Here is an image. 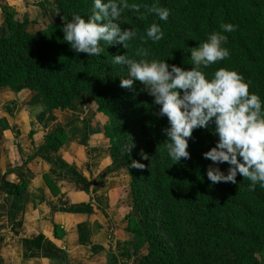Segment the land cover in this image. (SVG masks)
<instances>
[{
  "label": "trees",
  "instance_id": "trees-1",
  "mask_svg": "<svg viewBox=\"0 0 264 264\" xmlns=\"http://www.w3.org/2000/svg\"><path fill=\"white\" fill-rule=\"evenodd\" d=\"M128 2L141 5L140 12L125 9L121 28H132L136 37L127 49L107 45L95 57L75 53L62 31L73 14L91 13L92 0H55L61 21L38 29L15 20L3 7L7 13L6 32L0 36V87L14 90L25 85L51 111L70 109L78 94L91 90L97 112L107 120L103 134L109 154L120 160L128 175L137 228L131 225L134 220H128L127 228L147 244L138 264H259L257 253L264 251V188L257 185L249 190V181L239 174L235 184L209 181L206 169L212 162L202 153L217 139L211 127L194 129L188 140L190 158L174 163L163 133L167 117L158 115L159 105L153 104L139 82L131 90L119 86L126 69L113 65L112 56L125 53L138 59L136 49L145 48L149 59H164L168 65L189 70L191 50L219 31L221 23H232L235 31L225 33L229 57L202 71L210 78L217 68L235 69L250 82L249 91L264 101V0ZM143 5L168 8V20L160 21L154 14L141 19ZM153 22L164 33L155 43L145 36ZM62 133L50 134L47 142L55 146ZM129 139L134 147L124 154ZM132 159L145 167H129ZM219 167L225 171L227 164ZM27 242L44 256L54 248L43 235Z\"/></svg>",
  "mask_w": 264,
  "mask_h": 264
},
{
  "label": "clouds",
  "instance_id": "clouds-1",
  "mask_svg": "<svg viewBox=\"0 0 264 264\" xmlns=\"http://www.w3.org/2000/svg\"><path fill=\"white\" fill-rule=\"evenodd\" d=\"M140 8L141 5L130 4L128 0H92L89 15L73 14L64 23L63 39L75 53L88 57L100 56L107 45L120 44L127 49L136 32L121 28L122 13L125 9L140 12ZM143 8L141 19L154 14L160 21H167L170 15L166 7L143 5ZM235 27L232 23H221L219 31H213L193 48L189 70L168 65L164 59H149L145 48L136 49L134 55L138 59L125 53L113 55L112 64L126 69V76L120 78L121 88L131 90L139 82L153 97V104L159 105L158 115L167 117L168 126L163 133L167 138V155L174 163L190 158L188 140L194 129L211 127L217 139L214 146L202 153L212 162L206 169L209 181L235 184L239 174L249 181V190H255L257 185L264 188V101L249 91L250 82L235 69L217 68L210 78L202 71L229 57V49L224 46L228 40L225 33L235 31ZM145 36L155 43L164 33L153 22ZM133 147L129 139L124 154ZM225 163L227 168L222 171L219 165ZM128 166L145 167L135 159Z\"/></svg>",
  "mask_w": 264,
  "mask_h": 264
},
{
  "label": "crops",
  "instance_id": "crops-1",
  "mask_svg": "<svg viewBox=\"0 0 264 264\" xmlns=\"http://www.w3.org/2000/svg\"><path fill=\"white\" fill-rule=\"evenodd\" d=\"M45 2L52 3L58 12L53 0H0V36L5 32L7 13L3 7L19 22L30 24L35 20L38 27L58 23L57 19L61 17L51 18L48 14L51 12L44 10ZM46 14L48 18L44 20ZM6 111L4 116L0 115V124L3 121L14 124L21 133V142L30 145L25 133L30 124L36 122L32 105L30 109L23 106L16 111ZM70 113L74 118V115H80V110ZM3 153L0 154V181L10 165ZM104 155L106 157L100 161L98 158V192L94 194L77 191L73 195V190L62 189L56 194L48 188H38L37 184L17 192L8 187L0 189V264H138L144 255L138 253L146 250L145 241L137 242L139 236L123 221L120 177L114 172L106 176L112 158L108 152ZM34 160V157L27 158L28 164H35ZM89 202L95 203L98 212L88 211L86 204ZM64 206H68L67 210ZM95 222L98 224L94 225ZM84 224L89 232L85 231ZM38 235L53 244L50 256L42 255L40 249L28 244V240Z\"/></svg>",
  "mask_w": 264,
  "mask_h": 264
},
{
  "label": "rangeland",
  "instance_id": "rangeland-1",
  "mask_svg": "<svg viewBox=\"0 0 264 264\" xmlns=\"http://www.w3.org/2000/svg\"><path fill=\"white\" fill-rule=\"evenodd\" d=\"M54 2L55 0H53ZM45 4L44 10L51 12L48 13L51 18L53 16L61 17V15L58 16L59 11L55 12L52 3L45 2ZM47 18V14L44 15V20ZM60 20L61 18L57 19V22ZM34 21L29 24L31 29L45 28V25L36 26ZM42 22L45 24V21ZM30 105L36 112V122L30 124V128L26 131L27 134L25 133L30 145L21 142V133L14 124L8 125L5 121L0 124V154L4 152L2 155L10 164L6 176L2 177L0 181V189L8 187L13 192H17L37 184L38 188H48L56 194L62 189L73 190L74 195L77 194V191L86 192V187L87 195L98 192V158L99 161L105 158L104 152H108V156L110 154L109 141L103 134L107 120L104 115L97 112V105L91 97V90L78 94L70 109L51 111L44 100L25 85L14 90L0 88V115L4 116L6 110L16 111L23 106L30 109ZM78 110H80V115H74V118H71L70 111L77 112ZM58 130H62L63 133L56 136V145H52L51 142L49 144L47 139L50 134ZM30 157L35 158V164H28L27 158ZM111 160L112 165L105 174L107 176L114 172L119 175L120 208L124 216L123 221L128 226V220H134L131 225L133 228H137L134 225L137 215L131 210L128 175L121 167L120 160L114 158ZM15 162H18V165H15ZM86 205L88 211L96 210L98 212L94 207L95 203L89 202ZM68 206H64V210H67ZM92 220L94 221L96 218ZM96 224L98 223L95 222L94 225ZM84 226L85 231L89 232L87 226L85 224ZM143 240L144 237L139 236L137 242L142 243ZM145 246L146 250H140L139 255L141 252L142 254L147 252L146 242ZM257 258L259 264H264V251L258 252Z\"/></svg>",
  "mask_w": 264,
  "mask_h": 264
}]
</instances>
